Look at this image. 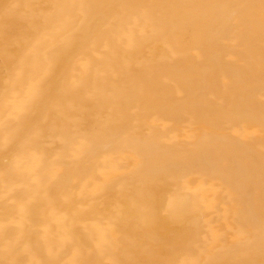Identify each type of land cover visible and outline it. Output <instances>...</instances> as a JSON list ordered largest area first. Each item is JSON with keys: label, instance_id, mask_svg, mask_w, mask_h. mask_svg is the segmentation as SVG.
I'll return each instance as SVG.
<instances>
[{"label": "bare ground", "instance_id": "bare-ground-1", "mask_svg": "<svg viewBox=\"0 0 264 264\" xmlns=\"http://www.w3.org/2000/svg\"><path fill=\"white\" fill-rule=\"evenodd\" d=\"M0 264H264V0H0Z\"/></svg>", "mask_w": 264, "mask_h": 264}]
</instances>
